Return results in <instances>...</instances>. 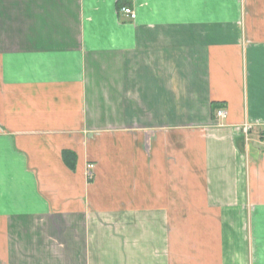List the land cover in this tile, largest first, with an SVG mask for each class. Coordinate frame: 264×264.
I'll use <instances>...</instances> for the list:
<instances>
[{"label":"crops","instance_id":"crops-1","mask_svg":"<svg viewBox=\"0 0 264 264\" xmlns=\"http://www.w3.org/2000/svg\"><path fill=\"white\" fill-rule=\"evenodd\" d=\"M0 264H264V0H0Z\"/></svg>","mask_w":264,"mask_h":264},{"label":"built area","instance_id":"built-area-1","mask_svg":"<svg viewBox=\"0 0 264 264\" xmlns=\"http://www.w3.org/2000/svg\"><path fill=\"white\" fill-rule=\"evenodd\" d=\"M119 12L122 14L125 20L127 21H134L135 20V12L129 8V7H122L119 9ZM227 113L224 109H217L215 112V118H221L224 119L226 117ZM241 131L245 137H247L249 131H250V126L249 125H243L241 127ZM94 168L93 164H88L86 167V176L90 180L92 178V170Z\"/></svg>","mask_w":264,"mask_h":264},{"label":"trees","instance_id":"trees-1","mask_svg":"<svg viewBox=\"0 0 264 264\" xmlns=\"http://www.w3.org/2000/svg\"><path fill=\"white\" fill-rule=\"evenodd\" d=\"M64 154V156H66V152L65 153H63Z\"/></svg>","mask_w":264,"mask_h":264}]
</instances>
